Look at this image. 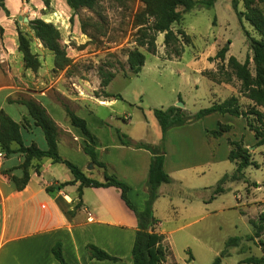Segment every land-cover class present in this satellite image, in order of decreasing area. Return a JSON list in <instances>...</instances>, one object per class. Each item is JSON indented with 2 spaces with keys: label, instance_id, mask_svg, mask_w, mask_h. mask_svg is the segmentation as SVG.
Listing matches in <instances>:
<instances>
[{
  "label": "rangeland",
  "instance_id": "374dc122",
  "mask_svg": "<svg viewBox=\"0 0 264 264\" xmlns=\"http://www.w3.org/2000/svg\"><path fill=\"white\" fill-rule=\"evenodd\" d=\"M236 1V10L232 0H216L211 6L197 5L187 11L179 7L182 18L170 28L174 32L183 31L190 43L184 45L178 57L166 53L163 33L155 36L154 52L138 44L134 16L142 6L140 0H96L91 9L82 8L77 13L70 8L62 9L61 0H55L53 5L43 3L40 12L45 22L59 30L58 43L69 63L63 68L54 65L53 53L42 46L29 28L32 18L28 15L32 13L25 11L29 21L16 18V23L29 38L30 49L37 55L40 66L32 71L25 69L22 61L17 63L14 59L10 63L12 77L1 80L10 82L14 92H20L9 97L11 100L33 98L45 104L55 102L84 117L88 128L95 133L102 131L95 117L102 118L108 123L103 125L106 135L111 130L117 137L119 132L132 148H137L141 142L161 145L170 165L174 164V158H201L200 137L190 136L182 125L172 126L162 133L153 109L177 107L181 102L180 109L190 123L199 109L231 96L237 98L242 110L252 106L229 58L234 57L240 64L248 58V69L254 76L245 32L255 38L259 35L246 18L264 15V2ZM236 12H241L240 20ZM223 46L227 51L221 60L216 54ZM132 49L145 56L137 75L130 71L127 63ZM100 69L114 73L105 87L100 86ZM106 94H119L120 98L113 97L115 101L109 107L99 106L105 98L110 99ZM217 118L216 122L215 115H210L199 123L207 130L224 129L216 145L210 146L212 151L216 149V156L219 158L229 149L227 139H242L255 164L242 173H233L234 162L222 159L210 167L169 174L172 180L164 185L166 194L154 200L152 207L154 217L163 222L167 230H173L161 243L166 253L161 264H212L217 256H221V264H262L248 260L264 256V246L260 243L264 241V222L257 229L253 226L264 211V145L253 146L255 138L246 127L244 117L225 114ZM20 123L28 124V120ZM207 140L213 141V138L207 136ZM99 141L103 139L100 137ZM225 173L230 175L218 184ZM97 177L94 173L93 178ZM229 179L238 181H227ZM217 184L224 190L216 193ZM206 185L209 186L203 188ZM230 237L238 238L236 245H225Z\"/></svg>",
  "mask_w": 264,
  "mask_h": 264
},
{
  "label": "crops",
  "instance_id": "0c3cea01",
  "mask_svg": "<svg viewBox=\"0 0 264 264\" xmlns=\"http://www.w3.org/2000/svg\"><path fill=\"white\" fill-rule=\"evenodd\" d=\"M54 1L48 0V3L53 5ZM61 2L62 9H69L65 0ZM43 3V0H28L25 3L22 0H4L9 15L0 10V109L19 123L23 143H34L40 149H46L42 130L34 125L24 105L8 102L9 97L19 95L20 92H14L10 82L3 83L1 79L12 77L10 63L14 59H17V63L22 61V55L17 49V28L21 27L16 23L17 16L23 15L25 18V11H29L32 13L28 15L30 18L46 21L40 12ZM109 98H105L99 106H111L115 98ZM41 104L58 127L57 149L62 158L74 163L87 177L93 178L96 173V180L104 181L103 169L94 165L83 152L86 139L68 122L64 109L55 102ZM218 116L215 115L216 122ZM95 118L102 130L95 133L89 128L96 137V159L105 163L110 173L130 186L128 197L141 209L147 196L145 182L150 153L144 148H132L122 144L114 131L108 129L106 135L103 125L108 123L102 118ZM23 119L28 120V124L21 125ZM202 120L182 125L190 136L195 134L200 137L199 150L203 146L201 158H174V164L170 165L169 158L164 155L163 168L168 175L192 168L210 167L218 160H227L228 148L219 158L215 154L216 149L212 151L210 148L212 144L216 145L218 139L207 140V129L199 126ZM105 136L108 140H104ZM100 137L103 141H99ZM224 142L222 143L225 144ZM196 144L197 140L194 149ZM23 160L22 153L6 156L0 151V264H60L51 251L56 243L60 244L66 264H133L131 249L137 231V220L122 201L118 188L83 187L81 204L74 208L78 200L79 182L73 181V174L64 163L53 162L50 158L32 159L31 165H38L39 172H35L32 167L28 182L21 190H17L9 175L22 176L19 165ZM170 179L172 180L171 177ZM64 182L71 183L62 185ZM165 184L159 186L156 199L166 194ZM48 187H53L54 190L48 192ZM155 231L163 236L162 242H165L167 235L173 230H167L163 222L158 220ZM87 244L101 248L117 260L90 258L86 251Z\"/></svg>",
  "mask_w": 264,
  "mask_h": 264
},
{
  "label": "trees",
  "instance_id": "16d2710c",
  "mask_svg": "<svg viewBox=\"0 0 264 264\" xmlns=\"http://www.w3.org/2000/svg\"><path fill=\"white\" fill-rule=\"evenodd\" d=\"M28 0H22L27 2ZM96 0H65L67 6L77 13L82 8L91 9ZM216 0H202L196 2L194 0H140L142 6L136 12L134 16V26L137 27V41L140 46H146L150 52L155 51V36L157 33H163V44L168 56L178 57L183 51V47L190 43V38L183 31L179 30L174 32L170 26L172 23H178L182 18L181 11L192 9L197 5L202 7H208L215 3ZM44 4H48V0H43ZM264 2V0H262ZM201 3V4H199ZM233 8L236 10L237 1L232 0ZM0 10H4L6 15L8 11L4 6V0H0ZM239 20L241 19V12H236ZM71 19V18H70ZM257 34L259 38L251 36L248 32H245L246 41L249 49L252 53V61L254 63V76H251L247 58L242 64H240L234 57L229 58V63L235 71L236 77L241 81V87L246 92L248 98L253 102L252 106L248 110H242L237 103V98L231 96L222 102L213 103L206 108L199 109L195 113L193 121L204 119L210 115H231L234 117H244L246 119V127L251 131L255 138L253 146L264 145V15L260 14L258 17L246 18ZM29 28L34 33L43 47L47 48L53 53L54 65L58 68H63L69 63V59L66 57L65 52L60 47L58 40L60 37L59 30L52 24L43 21L40 18H34L28 22ZM82 26V25H81ZM83 29V28H82ZM2 33V28H0ZM146 40H143V39ZM17 49L22 55V62L25 69L36 71L40 62L37 55L30 49V41L27 35L17 28ZM227 47L223 46L216 54V57L223 60ZM145 61V56L137 49H132L128 52L127 63L130 71L137 75L141 70ZM100 73V86H107L114 78V73L99 70ZM105 97H119L120 95L106 94ZM8 102H15L22 104L26 107L28 115L33 119L34 125L38 126L44 135L46 142V149L38 148L34 143L25 145L20 133V125L8 116L2 109H0V151L6 156L12 153H22L24 160L19 165L22 170V176L17 177L9 175V179L14 184L17 190H21L29 180L30 169L33 167L35 172H39V166H32V159H41L43 157L50 158L53 162H61L71 171L74 177V182L78 181V200L74 206L77 208L81 204V195L83 187H108L114 186L120 190V197L125 205L134 213L137 220V231L135 233L131 255L133 264H161L165 261L166 253L161 244L163 236L155 231L158 219L153 215V202L158 197V188L161 184L169 183L170 177L164 171V152L161 145H150L147 143H139L137 148H144L151 153L148 175L145 182L146 199L144 200L143 207L138 209L129 199L128 186L124 181L118 179L116 175L110 173L105 163L96 159L95 141L96 137L89 130L84 118L78 116L75 112L69 108L64 107L66 112V118L68 122L79 130L81 135L86 139L82 147L83 152L89 157L90 161L99 168L103 169L104 181H98L96 179L87 177L80 168L74 163L63 159L57 149V135L58 127L54 120L47 113L42 104L33 98L11 100ZM259 107V108H257ZM154 116L159 122L162 133H165L167 129L172 126H179L186 124L184 112L175 106H169L166 109H153ZM251 117V118H250ZM191 121V122H193ZM221 125V124H219ZM225 127V126H223ZM224 129L221 127L218 129L206 130L208 137L218 138L222 136ZM118 138L124 145H130V142L124 135L118 132ZM229 151L227 159L234 162L235 170L233 173H242L245 168L254 165L250 151L247 145L240 140L227 139ZM15 145L13 148L12 146ZM232 173V174H233ZM231 174V175H232ZM230 174H224L218 181V184L226 179V176ZM227 181L237 182L238 180L229 179ZM226 181V182H227ZM242 182V181H241ZM244 182V181H243ZM71 182H64L62 185H67ZM216 186L215 192H221L224 188ZM223 187V186H222ZM48 192L54 190L53 187H48ZM264 222V211L259 214L257 222H253L255 229L259 228ZM238 242L237 237H230L226 241V246L236 245ZM260 243L264 246V241ZM52 254L60 264H66L59 243H56L52 249ZM86 251L90 258L97 260H113L117 258L109 255L101 248L87 244ZM264 252V247H263ZM249 262H257L264 264V256L260 258H250ZM212 264H221V256L215 257Z\"/></svg>",
  "mask_w": 264,
  "mask_h": 264
},
{
  "label": "water",
  "instance_id": "95a60500",
  "mask_svg": "<svg viewBox=\"0 0 264 264\" xmlns=\"http://www.w3.org/2000/svg\"><path fill=\"white\" fill-rule=\"evenodd\" d=\"M17 19H18V20L22 19V20H24L25 22L28 21V18H26V17L24 18V17H22V16H20V15L17 16ZM176 106L179 107V108H181V107H183V104H182L181 102H178Z\"/></svg>",
  "mask_w": 264,
  "mask_h": 264
}]
</instances>
